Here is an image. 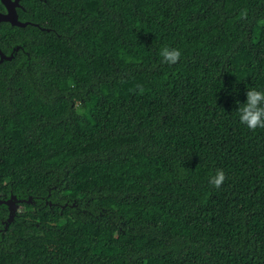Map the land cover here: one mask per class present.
I'll return each mask as SVG.
<instances>
[{
  "label": "trees",
  "instance_id": "16d2710c",
  "mask_svg": "<svg viewBox=\"0 0 264 264\" xmlns=\"http://www.w3.org/2000/svg\"><path fill=\"white\" fill-rule=\"evenodd\" d=\"M18 3L0 199L21 211L5 228L0 205V264H264V128L236 112L264 89V0Z\"/></svg>",
  "mask_w": 264,
  "mask_h": 264
},
{
  "label": "clouds",
  "instance_id": "9594fccd",
  "mask_svg": "<svg viewBox=\"0 0 264 264\" xmlns=\"http://www.w3.org/2000/svg\"><path fill=\"white\" fill-rule=\"evenodd\" d=\"M160 55L164 62L174 64L181 56L177 48L163 47ZM236 112L238 121L241 125L250 130L264 128V89L249 87L245 92L243 103L237 101ZM225 174L223 170H216L214 174L209 175L208 183L213 187H219L224 181Z\"/></svg>",
  "mask_w": 264,
  "mask_h": 264
},
{
  "label": "water",
  "instance_id": "95a60500",
  "mask_svg": "<svg viewBox=\"0 0 264 264\" xmlns=\"http://www.w3.org/2000/svg\"><path fill=\"white\" fill-rule=\"evenodd\" d=\"M19 0H0V3L4 6L6 12L4 14H0V23L6 22L14 27H25L28 23H21L18 21L17 14L15 8L18 6ZM19 48H15L13 52L6 56L0 51V63L3 61H10L13 58V53H15ZM20 200L16 197L11 196L9 199H0V205H4L7 209V219L4 222L5 228L6 226L14 220V217L17 214V208L20 206ZM26 202H30L28 199ZM21 208V207H20Z\"/></svg>",
  "mask_w": 264,
  "mask_h": 264
},
{
  "label": "flooded vegetation",
  "instance_id": "af4514ba",
  "mask_svg": "<svg viewBox=\"0 0 264 264\" xmlns=\"http://www.w3.org/2000/svg\"><path fill=\"white\" fill-rule=\"evenodd\" d=\"M0 14H4L6 12L4 6L0 3ZM18 8H20V4L18 3V6L15 8V11L18 10Z\"/></svg>",
  "mask_w": 264,
  "mask_h": 264
},
{
  "label": "rangeland",
  "instance_id": "374dc122",
  "mask_svg": "<svg viewBox=\"0 0 264 264\" xmlns=\"http://www.w3.org/2000/svg\"><path fill=\"white\" fill-rule=\"evenodd\" d=\"M19 211H21V208H20V206L17 208V212H19Z\"/></svg>",
  "mask_w": 264,
  "mask_h": 264
}]
</instances>
